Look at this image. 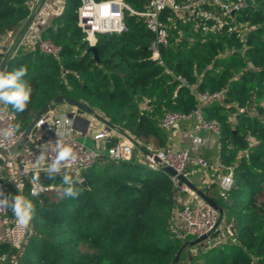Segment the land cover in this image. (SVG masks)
I'll return each instance as SVG.
<instances>
[{
  "label": "trees",
  "instance_id": "trees-1",
  "mask_svg": "<svg viewBox=\"0 0 264 264\" xmlns=\"http://www.w3.org/2000/svg\"><path fill=\"white\" fill-rule=\"evenodd\" d=\"M127 1L137 11L149 2ZM80 4L67 0L65 12L43 33L62 46L59 58L20 49L8 62L6 74L26 69L19 82L31 90L24 111L9 105L18 116V129L24 131L50 99L66 95L138 140L153 139L162 147L169 142L162 117L169 111L190 113L198 104L174 75H182L201 92L223 91L221 99L206 102L202 111L205 120L220 127L219 154L223 164L233 167L234 184L222 192L211 177L215 181L200 188L222 207V219L230 216L234 234L219 244L198 245L187 264H264V0L236 12L218 31L197 29L196 21L166 9L162 17L171 29L169 43L160 46L163 63L151 58L155 35L130 12L125 15L127 30L97 34V61L78 26ZM27 13L26 0H0V39L16 30ZM240 24L250 27L247 38L244 29L232 28ZM81 176L88 188L73 173L40 175L46 184H62L57 191L31 195L28 183L23 196L25 207L27 202L32 205V227L15 264H182L188 249L172 235L170 221L176 192L183 191L163 169L146 167L136 157L111 161L103 156ZM7 191L12 205L14 185ZM17 252L0 243V259L4 253L9 256L6 264H12Z\"/></svg>",
  "mask_w": 264,
  "mask_h": 264
},
{
  "label": "built area",
  "instance_id": "built-area-1",
  "mask_svg": "<svg viewBox=\"0 0 264 264\" xmlns=\"http://www.w3.org/2000/svg\"><path fill=\"white\" fill-rule=\"evenodd\" d=\"M26 3L28 13L23 19L25 23H28L27 27L24 28V25H20L19 29L24 28V31L19 30L20 32H18L17 28L1 37L0 60L7 56L12 59L20 49L38 50L59 58L62 46L53 39L44 37L43 33L52 19L65 12L67 0H26ZM255 4L256 0H188L183 4L177 3L176 0H149L145 10L137 11L127 0H81L77 9L78 26L85 34L86 39L93 45L96 43L95 37L99 33H120L127 30L125 15L130 12L140 17L146 28L155 35L150 45L151 58L163 63L160 46L169 43L171 29V24L162 17L166 9L173 11L179 18L196 21L197 29L209 27L218 31L225 25H229L231 17L236 12ZM209 22L210 26H208ZM232 28L239 31L244 29L246 31L244 34L250 30L247 24L235 25ZM169 73L173 74L170 70ZM174 76L179 81V87L187 85L198 100L196 108L190 113L169 111L160 121V125L166 130H170L180 122L191 123L188 131L189 146L179 150L169 144L162 147H145L126 130L124 132L119 130L120 133L113 134L106 128H101L99 132L95 133L93 146H87L78 140V125L79 123L82 125L83 121L78 108L74 106L70 112H57L55 108L47 111L35 124L32 131L34 137H28L34 147L30 148L24 143L18 151L9 153V150L21 139L23 131L17 127V114L10 109L8 104L0 103V149L7 151L5 154L0 153L2 159L0 164V201H8L7 206L0 205V243L6 242L18 250L17 254L12 257V264L17 262L18 256L24 248L31 231L32 221L30 220L27 226L18 223L12 211L10 195L7 191V186L10 184H13L15 188V193L11 196L13 200L17 196L24 198L23 192L28 183L30 184L28 191L31 195L57 191L62 189V184L54 182L46 184L41 181L40 175L73 173L80 183L83 178L82 171L101 161L102 154L105 153L111 161H130L136 157L140 163L153 170L163 169L164 165L172 166L178 173L186 175L198 187L203 185L192 178L188 167L208 169L215 173L217 171L216 181L219 184V189L222 192H228L231 189L234 184L233 167L222 162L214 164L199 154L209 147L212 141V138L204 137L202 132L209 131L216 136L220 133V127L216 122L205 120L202 106L210 100L221 99L224 95L223 91L201 92L198 91L195 84H188L182 75ZM90 125L91 123L87 125L86 133ZM115 137L117 141L111 146H107V142ZM65 147L71 148L72 155L66 160H60L57 165L58 170L54 169L53 165L57 164L59 152ZM155 156L162 161V164L154 160ZM166 173L187 195L185 200L174 206L170 221L172 235L184 242L188 249L182 260V264H187L192 254L197 251L198 245L205 248L211 244L225 242L229 236L234 234V227L228 225L225 230L220 229L222 219H220L218 209L200 197L187 184L179 185L177 175ZM200 181L206 184L215 180L211 177H207V179L201 177ZM69 188L73 191L72 184ZM205 234L208 235L206 239L195 245L189 244ZM8 258V254L4 253L1 256L0 264H6Z\"/></svg>",
  "mask_w": 264,
  "mask_h": 264
},
{
  "label": "water",
  "instance_id": "water-1",
  "mask_svg": "<svg viewBox=\"0 0 264 264\" xmlns=\"http://www.w3.org/2000/svg\"><path fill=\"white\" fill-rule=\"evenodd\" d=\"M21 25H24V28L27 27L28 23H25V20H21L20 22ZM248 33H246L244 35V38H247ZM90 51L93 52L94 57L97 61H100L99 58V53H98V48L95 44L91 45L89 48ZM10 60V56H7L4 58V60L2 61L1 65H0V70L4 71L5 73L7 72V67H8V62ZM62 103H68L71 104L73 106H76L79 110L80 116H83L84 114H90L92 116V118L94 117L95 119H98L100 122L105 123L107 125V129L111 130V129H115L117 128V126L113 123H111L107 118H105L103 115H101L100 113H98L95 109H93L90 105L76 100L70 96H66V95H58L52 99H50L43 107H41L39 109V111L37 113H35L32 117V119L30 120V122L28 123L27 127L25 128V130L23 131V135L21 137V139L19 140V142L13 146L10 150L9 153H15L16 151H18L22 145L24 143H26L27 145H29L30 148L34 147V144L28 139L29 136L34 137V135L32 134L33 128L35 126V124L37 123V121L39 119H41V117L43 116V114H45L47 111H49L50 109L54 108L56 105L58 104H62ZM87 124L89 125L91 123V119L87 118L86 119ZM87 129V128H86ZM120 131L124 132V130L119 129ZM146 152H149L147 150H145ZM0 153L1 154H5L7 153V151L0 149ZM154 160L160 164H162V161L155 156ZM163 170L172 174V175H177L179 178V185H182L183 183L187 184L191 189H193L194 191H196V193L202 197L204 200H206L208 203H210L212 206H214L216 209H218V211L220 212V219H222V214H223V209L222 207L211 197H209L207 195V193L201 189L200 187H198L193 181H191L186 175L182 174V173H178L172 166L169 165H164ZM80 184L85 187L88 188V183L87 181L82 178L80 180ZM208 237L207 234L198 237L197 239L191 241L189 244L190 245H195L198 244L199 242H201L202 240L206 239ZM186 245H184L185 247ZM183 248L177 253L176 257H175V263L178 262L179 257L181 255Z\"/></svg>",
  "mask_w": 264,
  "mask_h": 264
},
{
  "label": "crops",
  "instance_id": "crops-1",
  "mask_svg": "<svg viewBox=\"0 0 264 264\" xmlns=\"http://www.w3.org/2000/svg\"><path fill=\"white\" fill-rule=\"evenodd\" d=\"M4 59L0 60V65L2 63ZM55 110L57 112H70L73 110L74 106L68 103H62V104H58L55 107ZM84 118V119H83ZM89 118L91 119V125L90 128L88 130V132L86 133L87 129H85L87 127V121L86 119ZM82 121L83 124L81 125L79 123L78 125V131H77V135L78 136H84L86 137L87 135L90 136L91 138H94L95 133L99 132V130L101 128H106L107 129V125L105 123L100 122L98 119H95L94 117L92 118V116L90 114H84L82 116ZM83 126V128H81ZM191 127V123L190 122H180L178 125H176L175 127L171 128L170 130H167V133L169 134V142L168 144L171 145L174 148H177L176 150L179 149H185L186 147L189 146V138H188V131L189 128ZM119 129H121L119 126H117V128H113L110 131L113 134H118V132L120 133ZM202 135L204 137H209L212 138V141L209 145V147H207L205 150L201 151L199 154L204 156V157H209L207 160L211 161L214 164L217 163H221V158H220V154H219V143L217 140V136L214 135L213 133L209 132V131H204L202 132ZM117 137V135H115ZM115 137V138H116ZM140 143L142 145H144L145 147H155V142L153 141V139H150L148 141L143 142L142 140H140ZM105 156V153L102 154V157ZM190 174H192V178L199 184L205 185V183H203L202 181H200L201 177H204L207 179V177H212L214 176V171L212 170H202L199 169L198 167H189ZM216 176V175H215ZM176 203H180L182 200H185L187 198V195L185 192H181V191H177L176 192Z\"/></svg>",
  "mask_w": 264,
  "mask_h": 264
},
{
  "label": "clouds",
  "instance_id": "clouds-1",
  "mask_svg": "<svg viewBox=\"0 0 264 264\" xmlns=\"http://www.w3.org/2000/svg\"><path fill=\"white\" fill-rule=\"evenodd\" d=\"M26 69L21 68L17 71L11 73H5L0 70V103L11 105L13 109L17 111H24L27 103L30 99L31 90L23 83L19 82V78L25 75ZM72 155L71 148H62L57 157V164L53 165L54 169H57V165L60 160H66ZM64 182L69 183L70 177L65 176ZM67 194L71 195L72 189H67ZM25 199L23 197H15L14 203L11 205L12 211L17 218V221L22 226H27L31 220V202H27V207H25ZM0 205L7 206L8 201H0Z\"/></svg>",
  "mask_w": 264,
  "mask_h": 264
},
{
  "label": "rangeland",
  "instance_id": "rangeland-1",
  "mask_svg": "<svg viewBox=\"0 0 264 264\" xmlns=\"http://www.w3.org/2000/svg\"><path fill=\"white\" fill-rule=\"evenodd\" d=\"M21 22V21H20ZM21 25V24H20ZM19 25V26H20ZM19 26H18V29H17V31L18 32H20V31H24V28H22L21 30L19 29ZM20 30V31H19ZM242 33H244V32H246V31H241ZM97 38H98V36H96L95 37V39H96V41H97ZM264 103V102H263ZM17 121H18V119H17ZM78 140L80 141V142H82V143H84L85 145H87V146H93L94 145V143H95V140L93 139V138H91L90 136H86V137H84V136H78ZM174 148V147H173ZM174 149H177V148H174ZM206 158V157H205ZM209 157H207L206 159H208ZM1 164V163H0ZM191 167H193V166H191ZM188 170H189V167H188ZM218 172L216 171V173H214V176H212V177H215L216 178V174H217ZM231 221L232 220H230V216L229 215H225L224 216V218L221 220V222H220V229H223V230H225L226 228H227V226L231 223Z\"/></svg>",
  "mask_w": 264,
  "mask_h": 264
}]
</instances>
